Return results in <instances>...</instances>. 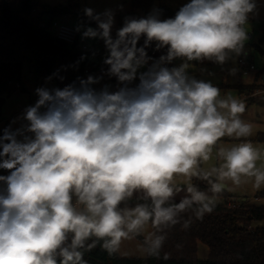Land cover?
<instances>
[{
  "label": "clouds",
  "instance_id": "1",
  "mask_svg": "<svg viewBox=\"0 0 264 264\" xmlns=\"http://www.w3.org/2000/svg\"><path fill=\"white\" fill-rule=\"evenodd\" d=\"M256 9V0H189L173 18L126 17L115 37L112 10L85 9L97 26L82 38L104 42L106 71L37 88L25 123L0 131V169L10 173L0 175V264H87L98 245L113 256L141 236L139 251L159 258L168 231L212 213L223 193L264 189L246 101L188 74L189 62L240 55ZM153 44L166 54L150 57ZM104 76L115 90L92 87Z\"/></svg>",
  "mask_w": 264,
  "mask_h": 264
},
{
  "label": "trees",
  "instance_id": "2",
  "mask_svg": "<svg viewBox=\"0 0 264 264\" xmlns=\"http://www.w3.org/2000/svg\"><path fill=\"white\" fill-rule=\"evenodd\" d=\"M155 2L156 0H130L131 10L120 12L117 16V30L123 26L126 17L142 18L143 13H147ZM256 3L258 5V0ZM39 6V0H23L22 7L14 10L12 0H0V95L4 92L5 85L14 82H19L18 89L26 91L20 70L21 64L27 58L25 52L28 50L34 52L35 62L32 70L37 84L51 77L57 88H63L73 82L78 86L77 78L97 76L101 65L105 71L108 67L103 63L105 58L99 60V51L81 48L83 28L97 26L84 10L72 11L68 6L49 8L44 12H48L49 18L45 27H42L41 15L35 14V9ZM159 13L167 19L173 18L176 11L162 3ZM71 14L75 15V27L79 30L75 43L69 46L54 37L52 21ZM261 29L263 37L260 42L264 38V25ZM139 45H143V38ZM252 46L260 49L264 56L259 44ZM246 48L247 45L244 46V49ZM154 49L155 44L146 49L149 56L160 57L166 54V49L159 51ZM182 62L181 59H176L168 66H179ZM259 75L262 76L259 85L256 83L248 86L239 85L240 94L249 95L256 89L264 88V72L260 71ZM107 80L111 82V90H115L116 79L107 77ZM253 98L246 100L264 106L262 97ZM2 130L0 128V131ZM255 140L264 143V133H259ZM8 174H10L8 170L0 169V175ZM192 183L200 190H207L206 182L193 179ZM186 195V191H180L175 196V201L179 202ZM255 196L264 198V190L258 191ZM221 197L225 198L224 203H217L214 211L206 214L203 219L192 217L189 228L184 229L178 224L169 230L159 258L122 257L119 254L109 256L98 245L90 252H86L84 259L87 264H264V205L249 206L242 202L237 204L230 201L231 196L228 192L223 193ZM189 216L190 214H185L184 219H189ZM254 222H263V225L252 227ZM165 254L168 255V259H164Z\"/></svg>",
  "mask_w": 264,
  "mask_h": 264
},
{
  "label": "rangeland",
  "instance_id": "3",
  "mask_svg": "<svg viewBox=\"0 0 264 264\" xmlns=\"http://www.w3.org/2000/svg\"><path fill=\"white\" fill-rule=\"evenodd\" d=\"M23 0H12V7L14 10H19L22 7ZM40 6L35 9V14L41 15L42 21H47L49 18V8L54 6H68L71 7L72 11L85 10L91 8L95 13H103L105 10H112L114 13V24L112 28V35L115 37L118 27V14L120 12H127L131 10L130 0H39ZM189 0H156L154 5L148 10L147 13H143V17H147L154 11L159 12V7L162 3H165L172 10L178 11L185 3ZM67 23L71 26H75V15L71 14L68 17ZM160 19H166L159 13ZM262 25H264V0H258L257 9L254 13L250 14L248 24L246 25V31L248 39L245 41L247 48L243 50L240 55L231 54L230 58L224 64H217L211 61L205 60L203 62L192 61L188 69V74L192 77L198 78L199 80L210 81L213 85L217 86L221 90V96L232 95L234 98L243 99V94H240L239 85L248 86L257 84L262 81V76H258L260 71L264 72V56L261 54L260 49L252 46L259 44L261 50L264 51V38L262 42L260 39L263 37ZM85 28H83L84 31ZM81 44L87 46L88 50L99 51L101 61L105 58L108 53L104 46V42L99 39H87L83 38ZM27 58L21 64V77L26 85V91H22L19 88V82H14L5 85L3 93L0 95V128H7L9 125L13 129L20 127L22 123H25L20 119L25 109L28 106L34 105L38 99L36 89L39 87L57 88L56 82L51 79H45L43 83L37 84L35 74L32 70V66L35 62L34 52L28 50L25 52ZM245 57L250 61L255 69L247 73L240 71L239 59ZM143 70V69H142ZM234 70V72H233ZM105 77V76H104ZM99 84H95L94 87H99ZM261 87V86H259ZM261 89V88H259ZM248 95V94H246ZM261 99H264V96ZM258 97V98H260ZM254 99V98H253ZM250 100V98L248 99ZM246 101V112L243 114V119L253 124L254 134L249 137L254 145L258 147H264L263 142H258L255 137L259 133H264V106L258 103H249ZM259 101V99H256ZM264 101V100H261ZM225 144L236 143L238 141L224 138ZM215 162V160H213ZM183 186V185H181ZM264 190V189H261ZM260 190V191H261ZM258 191L253 192L251 186H245V188L237 190L236 192H228L231 196L230 201L246 203L249 206H263L264 198L256 197ZM225 202V198H219L218 203L222 204ZM253 225H262L260 222H255ZM254 227V226H252ZM147 231H153L149 226ZM146 234V233H145ZM143 241V236L138 237L131 241H125L121 246L119 253L122 257H146L139 251V245ZM202 253V252H201ZM204 254V252H203Z\"/></svg>",
  "mask_w": 264,
  "mask_h": 264
},
{
  "label": "built area",
  "instance_id": "4",
  "mask_svg": "<svg viewBox=\"0 0 264 264\" xmlns=\"http://www.w3.org/2000/svg\"><path fill=\"white\" fill-rule=\"evenodd\" d=\"M45 25H46V22L42 21L41 26L45 27ZM52 31H53L54 37L57 40L62 41L68 44L69 46H72L75 43L77 36H78L77 28L75 26L69 25L67 22H63L61 18H57L52 21ZM81 48L83 50H88L87 46L84 44L82 45ZM150 57H152L154 60L159 58L158 56H154V55H151ZM239 67H240V71L243 73H247L255 69V66L250 61H248L245 57H241L239 59ZM102 70H105L103 65H101L100 71L97 73V76H100L102 74ZM86 72H88L87 69H86ZM105 85H108V86L111 85V82L107 80L106 76L100 81L99 87L97 86L96 88L95 87L94 88L99 90ZM260 96H264V88L256 89L254 92H252L249 95H243V98L246 100V99L253 98V97L258 98Z\"/></svg>",
  "mask_w": 264,
  "mask_h": 264
},
{
  "label": "water",
  "instance_id": "5",
  "mask_svg": "<svg viewBox=\"0 0 264 264\" xmlns=\"http://www.w3.org/2000/svg\"><path fill=\"white\" fill-rule=\"evenodd\" d=\"M61 20H62L63 22H67V21H68V18H67V17H63ZM263 79H264V76H263Z\"/></svg>",
  "mask_w": 264,
  "mask_h": 264
},
{
  "label": "crops",
  "instance_id": "6",
  "mask_svg": "<svg viewBox=\"0 0 264 264\" xmlns=\"http://www.w3.org/2000/svg\"><path fill=\"white\" fill-rule=\"evenodd\" d=\"M254 223H255V222H254ZM254 223H253V224H254ZM260 223H262V225H263V222H260ZM253 224H252V226H255V225H253ZM257 226H258V225H257Z\"/></svg>",
  "mask_w": 264,
  "mask_h": 264
}]
</instances>
